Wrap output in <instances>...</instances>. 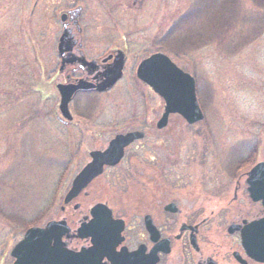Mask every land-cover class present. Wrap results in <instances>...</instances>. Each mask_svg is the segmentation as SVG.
<instances>
[{"label": "rangeland", "instance_id": "374dc122", "mask_svg": "<svg viewBox=\"0 0 264 264\" xmlns=\"http://www.w3.org/2000/svg\"><path fill=\"white\" fill-rule=\"evenodd\" d=\"M86 1L0 0V264H13L10 252L29 227L64 215L73 223L104 199L129 222L141 194L147 203L186 188L174 183L230 181L226 170L264 161V0H107L108 8L102 0V39L115 40L102 49L126 44V72L105 94L78 93L68 120L57 89L58 19L73 2L97 18V4ZM157 51L196 77L201 122L147 125L156 118L147 107L161 110L163 100L135 69ZM128 124L149 128L146 148H132L126 168L98 176L87 196L72 200L80 209L63 213L90 151ZM151 145L168 151L171 162Z\"/></svg>", "mask_w": 264, "mask_h": 264}, {"label": "flooded vegetation", "instance_id": "af4514ba", "mask_svg": "<svg viewBox=\"0 0 264 264\" xmlns=\"http://www.w3.org/2000/svg\"><path fill=\"white\" fill-rule=\"evenodd\" d=\"M103 1L106 5L110 4L107 0ZM85 2L87 3L86 0ZM90 2L97 4L95 7L92 6L97 18L91 19V11L88 10L85 13L86 7L80 2L68 4L67 8H62L60 12L58 22L62 33L57 43V55L60 62L58 72L63 76V80L57 85L83 84L86 88L77 91V94L88 92L102 95L107 91H98V88L105 80V73L119 55L124 59L123 78L129 50L126 44L125 47L114 46L102 49V44L114 43L115 40L102 39V0ZM106 5L104 8L112 6L113 3L110 6ZM159 52L161 51L142 58L135 69L136 75L140 63ZM183 70L195 79L197 102L205 116L197 94V79L191 72ZM119 81L108 91L112 90ZM166 106L167 103L164 101L161 110L156 111L155 107L148 106L147 110L156 118L151 119L147 125L162 130L168 127L171 119L180 120L191 126L204 119L203 117L200 121L190 123L180 113H169L165 124L160 127ZM131 126L133 125L128 124L121 129L114 128L112 136L106 139L107 141L102 138V148L93 149L104 152L118 136L132 132L142 133L140 137L135 138L123 148V155L116 164H104L102 177L107 172L121 171L126 168L124 163L136 156L132 148H135V152L138 147L146 148L144 142L151 137V134L147 132L149 128H130ZM165 137L169 139L167 135ZM150 147L161 160L166 163L171 162L168 151L153 145ZM154 159L155 157L151 156L150 160ZM243 161L248 163L249 159ZM255 165L238 167L235 171L234 168L233 171L226 170V173L223 172L222 175L233 174L229 177L230 181L206 182L207 184L199 182L193 186L187 182L174 183V186L183 184L187 189L164 193L161 197L154 200L152 198L147 203L143 202L141 194V198L137 197L134 200L135 205L129 222L115 211L108 200H102L103 208L111 211L113 220L123 221L124 227L117 236L116 229L119 224L113 221L108 224L111 227V235L102 233V264H264V198L261 197V191L251 192L249 182L250 173ZM129 169L139 172L135 164L130 165ZM81 194L87 196V189L83 190L78 197ZM143 204L145 207L142 209ZM70 205H73L74 211L80 209V203L74 204V201H71L63 205L61 211L66 212ZM90 209L88 214L81 215L73 223L65 215L60 218L64 219L71 229L69 236L62 238L68 250L78 252L82 248L88 249L92 246L91 237L80 236L77 231L83 222L91 219ZM103 217L102 215V219ZM119 238L120 242L117 243Z\"/></svg>", "mask_w": 264, "mask_h": 264}, {"label": "water", "instance_id": "95a60500", "mask_svg": "<svg viewBox=\"0 0 264 264\" xmlns=\"http://www.w3.org/2000/svg\"><path fill=\"white\" fill-rule=\"evenodd\" d=\"M123 65L124 59L120 55L117 56L114 64L105 73V80L98 91L109 90L122 77ZM137 76L167 103L160 127L165 124L169 113H180L190 123L203 118L196 98L194 78L180 69L167 55L156 53L143 60L138 66ZM82 88H86L85 85H58L61 96L59 109L64 118L72 119L69 103L74 94ZM141 134L132 132L118 136L106 151H92L90 162L73 179L71 188L64 198V204L75 199L100 176L104 164H116L123 155V148ZM250 176L251 192L261 191V197L264 198V162L257 164ZM90 214L91 219L83 222L77 231L80 236L91 237L92 247L82 248L79 252L68 250L62 238L68 237L71 229L65 220H52L44 227L35 226L26 231L24 238L12 250L11 254L15 258L13 264H102V233L111 235V227L108 224L115 220L112 219L111 211L103 208L102 203L94 205ZM118 221H115L119 224L116 229L117 236L124 228L123 221ZM126 261L127 259L124 260L125 263Z\"/></svg>", "mask_w": 264, "mask_h": 264}]
</instances>
